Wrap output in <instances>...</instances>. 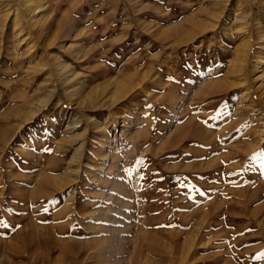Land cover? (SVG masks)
<instances>
[{
	"label": "rangeland",
	"instance_id": "obj_1",
	"mask_svg": "<svg viewBox=\"0 0 264 264\" xmlns=\"http://www.w3.org/2000/svg\"><path fill=\"white\" fill-rule=\"evenodd\" d=\"M262 154L264 0H0V264H264Z\"/></svg>",
	"mask_w": 264,
	"mask_h": 264
},
{
	"label": "bare ground",
	"instance_id": "obj_2",
	"mask_svg": "<svg viewBox=\"0 0 264 264\" xmlns=\"http://www.w3.org/2000/svg\"><path fill=\"white\" fill-rule=\"evenodd\" d=\"M190 133V132H189ZM206 133V132H205ZM203 140H201V139H199L198 141H200L201 143H203V144H206V145H208V146H210V148H213L212 146V144L209 142V141H207V139L206 138H202ZM210 139V138H209ZM211 140V139H210ZM244 150H242V152L240 151V150H235V152H232V153H230V156L228 157L229 158V160H231V159H239V160H244L245 158H246V152H247V150H245L244 152H243ZM248 153V152H247ZM217 172V171H216ZM230 172V171H229ZM213 173V172H212ZM211 173V174H212ZM231 173V172H230ZM229 173V174H230ZM208 174V173H207ZM206 174V175H207ZM205 175V176H206ZM207 178V177H206ZM232 194V193H231ZM53 245V244H52ZM57 245V244H56ZM55 247V246H54ZM71 247H73V246H71Z\"/></svg>",
	"mask_w": 264,
	"mask_h": 264
},
{
	"label": "snow or ice",
	"instance_id": "obj_3",
	"mask_svg": "<svg viewBox=\"0 0 264 264\" xmlns=\"http://www.w3.org/2000/svg\"><path fill=\"white\" fill-rule=\"evenodd\" d=\"M262 155H264V154H262Z\"/></svg>",
	"mask_w": 264,
	"mask_h": 264
}]
</instances>
